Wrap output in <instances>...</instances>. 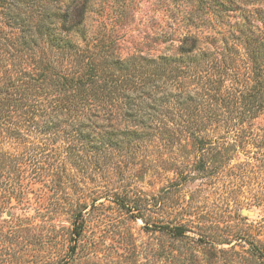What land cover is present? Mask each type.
Returning a JSON list of instances; mask_svg holds the SVG:
<instances>
[{"label":"trees","instance_id":"trees-1","mask_svg":"<svg viewBox=\"0 0 264 264\" xmlns=\"http://www.w3.org/2000/svg\"><path fill=\"white\" fill-rule=\"evenodd\" d=\"M1 1L18 35L0 40V214L27 206L38 184L51 195L37 198L60 207L38 202L47 209L38 211L42 226L59 214L71 225L66 240L47 226L40 248L50 256L39 264H80L97 247L86 232L105 216L102 199L144 220L150 264H264V242L250 233L206 235L164 196L151 205L127 186L109 187L113 173L124 183L126 171L147 170L150 153L199 155L176 166L179 186L187 168L222 167L220 142L264 144V128L252 125L264 115V0H174L193 6L176 48L127 57L111 29L87 28L92 0ZM179 28L155 38L171 50ZM207 158L218 161L208 166ZM20 222L0 226V264L30 262L13 253Z\"/></svg>","mask_w":264,"mask_h":264},{"label":"rangeland","instance_id":"rangeland-1","mask_svg":"<svg viewBox=\"0 0 264 264\" xmlns=\"http://www.w3.org/2000/svg\"><path fill=\"white\" fill-rule=\"evenodd\" d=\"M1 2L0 0V40L14 41L18 32L8 25L5 15L7 6ZM192 8V4L174 0H92L86 26L92 32H97L104 25L111 29L119 39L122 57L138 52L159 55L176 48L177 40L184 30L179 26H182L183 18L189 15ZM171 28H179V31L172 37L175 40L172 49L167 50L170 42L163 43L155 37L161 33L163 39L162 33L171 32ZM252 125L255 129H263L264 115L253 121ZM220 133L222 135L223 130ZM219 146L227 150L218 159L222 167L206 172L187 168L186 174L189 177L179 186L175 184L181 182L183 176L178 175L176 166L191 167L198 161L199 155L191 148L186 153L179 151L169 156L150 153L147 170L135 167L126 171L124 183L120 182L119 174L113 173L109 187L127 186V189L135 192V196L141 197L142 202L147 200L150 204L156 203V198L164 196L167 204L172 205L175 210L179 209V216L184 221L196 220L206 235L245 232L264 242V164L253 159L258 152L264 153V144L259 146L252 141L240 147L239 143L235 144L230 138L220 142ZM216 160L207 158L208 166L215 164ZM246 162L254 166L243 165ZM30 189L34 193H28V205L26 203L25 207L0 214V226L6 230L7 223L19 217L20 245L16 246L13 253L17 258L30 260L27 264H39L42 259L50 256L40 248L41 237L49 231L47 226L53 224L58 236L66 240L67 230L71 225L66 216L59 214L42 226L38 211L43 209L39 203L44 202L48 211L52 210L54 213L57 207L59 212L60 207L55 206L51 200L41 201L37 198L44 192L51 195L40 185H30ZM101 201L104 202L105 216L92 219L86 232L98 245L89 255L83 254L87 259L84 258L80 264H150L154 242L141 216L132 211L137 216L133 217L124 207L104 199ZM151 207L155 211V207ZM175 214L173 212L172 215ZM169 218L167 217V221ZM66 246L65 242L63 250ZM228 247L229 245H224V248ZM219 264L242 263L234 258L232 262L222 261Z\"/></svg>","mask_w":264,"mask_h":264}]
</instances>
